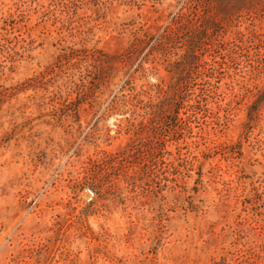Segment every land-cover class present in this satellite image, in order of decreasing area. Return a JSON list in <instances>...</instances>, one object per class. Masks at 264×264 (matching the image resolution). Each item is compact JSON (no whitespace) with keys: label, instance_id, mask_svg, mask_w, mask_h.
<instances>
[{"label":"rangeland","instance_id":"obj_1","mask_svg":"<svg viewBox=\"0 0 264 264\" xmlns=\"http://www.w3.org/2000/svg\"><path fill=\"white\" fill-rule=\"evenodd\" d=\"M221 257L264 264V0H0V264Z\"/></svg>","mask_w":264,"mask_h":264},{"label":"trees","instance_id":"obj_2","mask_svg":"<svg viewBox=\"0 0 264 264\" xmlns=\"http://www.w3.org/2000/svg\"><path fill=\"white\" fill-rule=\"evenodd\" d=\"M157 45L159 46L160 49H163L162 47H163L164 43H159ZM189 50H190V48H189ZM189 54H190L191 58H193V59H194V57H197V55L195 54L193 49L189 52ZM95 192L98 194V191H95ZM213 264H229V263H228L226 258L221 257L218 259V261L217 260L213 261Z\"/></svg>","mask_w":264,"mask_h":264}]
</instances>
